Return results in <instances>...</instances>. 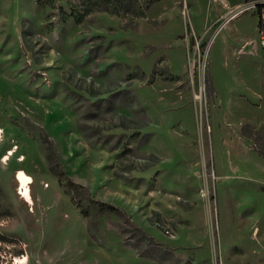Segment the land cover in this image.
I'll return each mask as SVG.
<instances>
[{
  "label": "rangeland",
  "instance_id": "rangeland-1",
  "mask_svg": "<svg viewBox=\"0 0 264 264\" xmlns=\"http://www.w3.org/2000/svg\"><path fill=\"white\" fill-rule=\"evenodd\" d=\"M251 3L0 0V264H264Z\"/></svg>",
  "mask_w": 264,
  "mask_h": 264
},
{
  "label": "bare ground",
  "instance_id": "bare-ground-1",
  "mask_svg": "<svg viewBox=\"0 0 264 264\" xmlns=\"http://www.w3.org/2000/svg\"><path fill=\"white\" fill-rule=\"evenodd\" d=\"M237 16H239V14L233 16L231 18L234 19ZM199 98V97H198ZM1 138V135H0ZM13 155V151H11L9 153V155L6 156V158L4 159V161H7L10 156ZM16 181L18 182L20 188H19V194L21 195L22 199L24 200V202L33 205V198L31 195V189H30V185L34 182L33 178L31 176H29L24 170L20 169L16 171Z\"/></svg>",
  "mask_w": 264,
  "mask_h": 264
},
{
  "label": "built area",
  "instance_id": "built-area-1",
  "mask_svg": "<svg viewBox=\"0 0 264 264\" xmlns=\"http://www.w3.org/2000/svg\"><path fill=\"white\" fill-rule=\"evenodd\" d=\"M250 7L258 12L260 47L264 52V0L253 1V3L250 4Z\"/></svg>",
  "mask_w": 264,
  "mask_h": 264
},
{
  "label": "trees",
  "instance_id": "trees-1",
  "mask_svg": "<svg viewBox=\"0 0 264 264\" xmlns=\"http://www.w3.org/2000/svg\"><path fill=\"white\" fill-rule=\"evenodd\" d=\"M248 2H253V1H256V0H247ZM98 204L102 207V208H109L111 210L114 209V207L112 205H108L107 203H104V202H98Z\"/></svg>",
  "mask_w": 264,
  "mask_h": 264
}]
</instances>
